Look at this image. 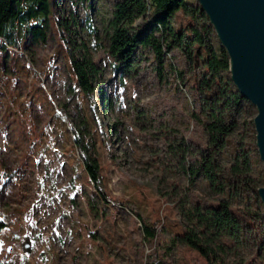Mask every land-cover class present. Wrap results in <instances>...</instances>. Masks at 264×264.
Instances as JSON below:
<instances>
[{"label": "rangeland", "instance_id": "374dc122", "mask_svg": "<svg viewBox=\"0 0 264 264\" xmlns=\"http://www.w3.org/2000/svg\"><path fill=\"white\" fill-rule=\"evenodd\" d=\"M185 1L198 5L197 0ZM115 2L83 0L72 10L70 0H55L50 17L52 23L56 18L71 20L69 43L74 47L84 42L98 65L89 97L77 88L67 46L52 24L44 43L25 36L17 49L0 47V216L7 224L0 230V264H208L195 248L170 245L172 220L186 223L182 204L216 203L227 195V189L213 191L202 175L189 186L183 170L191 154L205 149L202 128L191 118L202 89V57L190 61L172 47L164 54L161 76L149 46H131L128 59L125 53L112 57L108 49ZM183 22L177 12L171 26L178 29ZM148 24L136 20V35ZM209 42L221 47L215 33ZM116 63L121 67L115 71ZM222 75L230 78L229 71ZM228 90L236 88L232 84ZM243 100L222 162L228 166L243 147L253 174L264 184L254 125L244 121L255 116L256 108ZM74 129L96 146L104 196L93 195L82 184ZM243 198L231 206L255 211L253 199ZM164 202L173 208L171 219L148 241L136 214L149 221L153 209L163 208ZM246 258L247 250L241 249L226 255V262L244 264Z\"/></svg>", "mask_w": 264, "mask_h": 264}, {"label": "trees", "instance_id": "16d2710c", "mask_svg": "<svg viewBox=\"0 0 264 264\" xmlns=\"http://www.w3.org/2000/svg\"><path fill=\"white\" fill-rule=\"evenodd\" d=\"M70 1L73 10L83 0ZM114 6L108 49L112 57L125 53L124 59H128L126 52L131 46L132 50L137 46H149L155 54L158 76L163 72L164 54L172 47L184 51L190 61L202 57L205 71L200 87L203 90L198 89V109L191 114V118L202 128L205 149L191 154V163L188 167L183 166V170L189 176V186H193L202 175L213 191L224 193L227 189V195L216 203L197 201L189 206L182 204L186 223L172 220L175 233L170 245L182 244L195 248L208 264H227L226 255L246 249L244 264H264V228L257 195V189L264 186L263 180L253 174L249 153L241 146L228 166L222 162L226 138L236 128L242 103L246 101L237 91L228 90V87H232L231 80L223 79L222 75L229 71L228 56L222 47L215 49L210 44L209 38L214 31L204 12L199 5H191L185 0H116ZM54 8L55 0H0V41L4 43L0 47L6 45L17 49L25 36L35 43H44L47 29L52 24L59 33V40L67 46L69 65L77 88L89 97L95 89L98 65L84 42L74 47L69 43L66 31L71 30V20L56 18L53 23L50 21ZM177 12L183 15L184 22L175 29L171 26V19ZM139 18L148 20L149 24L136 35L139 27L135 22ZM90 22V18L85 19L89 32L94 33ZM120 67L121 63L113 64L115 71ZM206 76L209 77L207 81ZM253 118L244 121L252 126ZM73 139L80 151L75 164L79 165L84 175L82 184L95 196L106 195L99 188L103 174L95 144L78 129H74ZM243 195L253 199L255 211L246 205V210L231 206L233 200L242 203ZM162 205L163 208L158 205L153 209L149 221L136 214L148 241H152L167 225L165 221L171 219L173 208L165 202ZM243 222H247V225ZM6 226L0 216V230ZM170 245L167 249H170Z\"/></svg>", "mask_w": 264, "mask_h": 264}, {"label": "water", "instance_id": "95a60500", "mask_svg": "<svg viewBox=\"0 0 264 264\" xmlns=\"http://www.w3.org/2000/svg\"><path fill=\"white\" fill-rule=\"evenodd\" d=\"M229 61L238 94L256 108L255 144L264 168V0H197ZM264 219V186L257 189Z\"/></svg>", "mask_w": 264, "mask_h": 264}]
</instances>
